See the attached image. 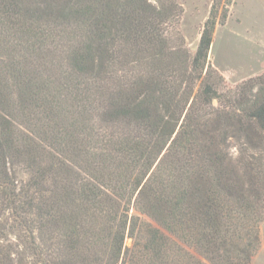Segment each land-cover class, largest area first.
<instances>
[{
  "label": "trees",
  "instance_id": "obj_1",
  "mask_svg": "<svg viewBox=\"0 0 264 264\" xmlns=\"http://www.w3.org/2000/svg\"><path fill=\"white\" fill-rule=\"evenodd\" d=\"M182 12L0 0V264H253L264 72L227 86L207 60L227 8L194 54Z\"/></svg>",
  "mask_w": 264,
  "mask_h": 264
},
{
  "label": "rangeland",
  "instance_id": "obj_2",
  "mask_svg": "<svg viewBox=\"0 0 264 264\" xmlns=\"http://www.w3.org/2000/svg\"><path fill=\"white\" fill-rule=\"evenodd\" d=\"M213 2L218 5V18L224 8L228 12L224 24L215 26L207 60L231 87L264 72V0H232L229 6L225 0H178L183 10L178 31L190 54L195 52ZM19 175L25 177L20 171ZM260 232L261 246L253 264H264V223Z\"/></svg>",
  "mask_w": 264,
  "mask_h": 264
},
{
  "label": "crops",
  "instance_id": "obj_3",
  "mask_svg": "<svg viewBox=\"0 0 264 264\" xmlns=\"http://www.w3.org/2000/svg\"><path fill=\"white\" fill-rule=\"evenodd\" d=\"M236 0H234V2H235Z\"/></svg>",
  "mask_w": 264,
  "mask_h": 264
}]
</instances>
